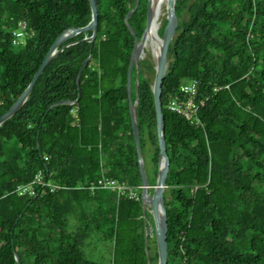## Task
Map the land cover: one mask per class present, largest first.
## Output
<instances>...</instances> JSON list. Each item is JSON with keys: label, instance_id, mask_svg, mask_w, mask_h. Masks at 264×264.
<instances>
[{"label": "trees", "instance_id": "trees-1", "mask_svg": "<svg viewBox=\"0 0 264 264\" xmlns=\"http://www.w3.org/2000/svg\"><path fill=\"white\" fill-rule=\"evenodd\" d=\"M136 1L98 0L92 50L83 40L92 30L66 40L62 45L77 42L48 63L24 105L0 125V264H18L16 254L21 264H99L84 252L93 232L113 240V264L158 262L156 241L148 260L141 190L135 200L88 188L103 176L142 184L127 84L135 37L126 16ZM147 11L148 0H140L129 17L139 38ZM176 11L181 21L162 93L170 156L168 264H264V0H176ZM91 19L90 0H0V116L28 87L56 38ZM19 21L34 34L16 46ZM90 54L80 74V100L48 111L56 101L78 97L77 76ZM155 73L156 65L141 59L137 111L142 151L152 154L154 170L146 167L152 185L160 150ZM193 78L209 97L199 125L168 108L171 95ZM136 79L134 65L132 102ZM215 87L222 89L214 93ZM39 173L72 187L51 192L37 185L34 195L15 191ZM218 182L231 194L227 202L213 197ZM80 184L86 187L75 188ZM147 223L155 233L150 212ZM150 240L148 233V251Z\"/></svg>", "mask_w": 264, "mask_h": 264}, {"label": "water", "instance_id": "water-1", "mask_svg": "<svg viewBox=\"0 0 264 264\" xmlns=\"http://www.w3.org/2000/svg\"><path fill=\"white\" fill-rule=\"evenodd\" d=\"M139 3L140 0H137L135 7L132 10H130L126 16V23L135 37L134 48L132 51L130 64L128 67V77H127L128 94L130 100V114L132 121V129L137 146L140 172L142 177L141 200L144 209V226H145L146 250H147L148 260L150 261L149 251L147 247V236H148L147 214L148 212H150L154 220V229H155L157 250H158V264H168L169 249H168L167 238H168L169 223H168L167 209L165 204V189L167 187V178L170 171V156L168 154V148L165 137V126H164L165 119H164L163 104H162V93H163L164 77L168 67L169 47L173 37L176 34L177 27L180 24L181 18L176 11V0H167V4H166L167 23L164 28L163 36H161L163 42L159 57L158 59H156L157 62L156 73L153 84V92H154L155 106L157 113V136H158V144L160 150H159V162H158V168H159L158 176H157L156 184L152 185L149 182L148 174L146 171V165L142 154L141 133L139 128L137 106L139 103L138 85H139V77H140V61L142 59L144 48L146 46L148 30L150 28L153 19V11H152V0H148L147 24L144 33L142 34L141 38H139L136 34V31L129 23V17L139 6ZM90 4L92 9L91 21L83 27L69 26L56 38L50 50L48 51L47 55L45 56L44 60L40 64L36 73L34 74L28 87L22 92V94L11 105V107L0 116V125L6 119H8L12 115H14L17 111H19V109L24 105L31 89L33 88V86L35 85V83L43 73L48 63L64 49V46H69L77 42V41H73L65 45H62L66 40L76 36L81 32L92 30V34L90 36L83 38V40L89 41L91 43V50H92L98 34L99 5H98V0H90ZM91 58H92V54H90L84 60V62L82 63L79 69V73L77 76V83L79 88L78 97L75 100L63 99L56 101L49 107L48 111L55 105L63 104V103L72 104V103H77L80 100L81 98L80 74L84 69V67L89 63ZM134 65L136 66L137 69V79H136L137 98L134 102H132L131 85H132V74H133ZM150 189H153V191H150ZM151 227L152 226H150V228ZM16 260L18 264H21V259L18 254H16Z\"/></svg>", "mask_w": 264, "mask_h": 264}, {"label": "built area", "instance_id": "built-area-1", "mask_svg": "<svg viewBox=\"0 0 264 264\" xmlns=\"http://www.w3.org/2000/svg\"><path fill=\"white\" fill-rule=\"evenodd\" d=\"M33 34L34 32L30 31L26 21H19L18 28L13 33V44L20 46L25 43L28 36ZM220 89H222V87H215L213 92L217 93ZM208 98L209 97L207 95H201V82L198 79H187L180 85L179 95H171L168 101V108L186 117L191 121V123L199 125L202 124L200 109L203 105H205ZM73 104L75 103H72L71 105ZM76 120L79 121V116L77 117V115ZM45 158L47 159L48 157ZM37 185L49 187L51 192H55L60 188L72 187L48 180L42 173H39L30 182L20 184L15 191L20 195H34ZM85 187L86 185L84 184L75 186L77 189H84ZM88 188L92 194L99 190H115L119 193V195L137 200L140 196L139 192L141 190V185H133L128 183L126 180L103 176L92 181Z\"/></svg>", "mask_w": 264, "mask_h": 264}, {"label": "rangeland", "instance_id": "rangeland-1", "mask_svg": "<svg viewBox=\"0 0 264 264\" xmlns=\"http://www.w3.org/2000/svg\"><path fill=\"white\" fill-rule=\"evenodd\" d=\"M166 4L167 1L163 6V12L161 16L162 18L160 19L161 21L160 27L163 25L164 19L167 17ZM145 58L151 60L155 65L157 64L155 58V47L152 40H150L149 43L147 42L144 48L142 59ZM153 80H155V75H153ZM142 154L144 155L145 164L148 171L152 173V171L154 170L152 154L147 152V150L142 151ZM218 185H219L218 191L215 194H213L214 199L221 203L227 202L228 200L231 199V194L227 192V189L224 188L220 182H218ZM201 188H202L201 185H197L196 190L198 189L201 190ZM150 191H153V189H150ZM68 221H69V229H74L77 226L75 217L70 216ZM148 233L151 234L150 244L152 246V249L149 251V254H155L156 235L155 233H153V227L151 228L148 227ZM84 252L88 259L96 261L99 264H113L114 242L113 240L104 236L103 233L93 232L91 237L87 240L86 245L84 246ZM155 264H158V262Z\"/></svg>", "mask_w": 264, "mask_h": 264}, {"label": "bare ground", "instance_id": "bare-ground-1", "mask_svg": "<svg viewBox=\"0 0 264 264\" xmlns=\"http://www.w3.org/2000/svg\"><path fill=\"white\" fill-rule=\"evenodd\" d=\"M167 0H152V11H153V19L148 30L147 42L150 40L153 41L155 47V58L158 59L163 39L159 35V28L161 25L160 19L162 18L163 6ZM153 52V51H152Z\"/></svg>", "mask_w": 264, "mask_h": 264}]
</instances>
